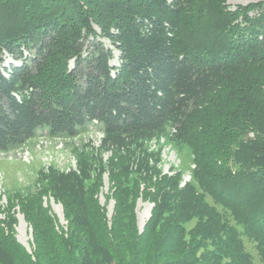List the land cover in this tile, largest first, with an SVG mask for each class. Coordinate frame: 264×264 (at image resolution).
I'll list each match as a JSON object with an SVG mask.
<instances>
[{
	"label": "trees",
	"instance_id": "1",
	"mask_svg": "<svg viewBox=\"0 0 264 264\" xmlns=\"http://www.w3.org/2000/svg\"><path fill=\"white\" fill-rule=\"evenodd\" d=\"M89 123L103 136L73 149L76 168H40L0 208V264H255L245 238L264 264V0H0V153ZM168 147L193 165L184 185V169L162 172Z\"/></svg>",
	"mask_w": 264,
	"mask_h": 264
},
{
	"label": "rangeland",
	"instance_id": "2",
	"mask_svg": "<svg viewBox=\"0 0 264 264\" xmlns=\"http://www.w3.org/2000/svg\"><path fill=\"white\" fill-rule=\"evenodd\" d=\"M253 0H228L229 7L233 10L239 5H247ZM107 47H112L109 41L103 39ZM118 52L114 51V58L111 61L113 65L118 63ZM20 60L6 56L4 66L19 65ZM103 136L102 126L97 123H89L75 137H53L48 130L40 128L35 136L19 147L13 148L7 152L0 153V208L8 205V197L15 191L26 188H33L36 181L37 172L42 167L54 166L60 170H69L76 168V160L73 156V149L80 148L88 142L98 146ZM108 157V154L105 155ZM184 169L182 185L191 179V170L193 165L183 156L178 155L175 150L169 147L164 150L163 164L161 166L163 174H174L175 169ZM100 206L107 212L109 222H111L115 199L112 195L111 182L108 174H105L98 193L95 196ZM44 206L48 207L51 215L55 217L61 227L67 229L68 221L65 217L63 204L56 200L52 195L44 197ZM154 203L139 197L136 201L137 227L140 232L143 231L145 224L150 219ZM15 217L17 222L14 226L17 241L22 244L28 252H31L33 244L32 227L26 221L20 207H16ZM0 219H5L1 213ZM196 220L189 224V228L194 226ZM246 248L254 256L255 264H261L259 256L252 242L245 238Z\"/></svg>",
	"mask_w": 264,
	"mask_h": 264
}]
</instances>
